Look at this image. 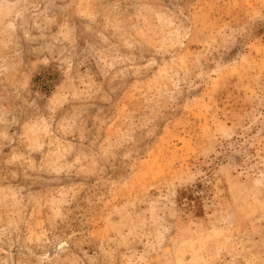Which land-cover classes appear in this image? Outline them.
Returning <instances> with one entry per match:
<instances>
[{"label": "rangeland", "instance_id": "rangeland-1", "mask_svg": "<svg viewBox=\"0 0 264 264\" xmlns=\"http://www.w3.org/2000/svg\"><path fill=\"white\" fill-rule=\"evenodd\" d=\"M0 264H264V0H0Z\"/></svg>", "mask_w": 264, "mask_h": 264}, {"label": "trees", "instance_id": "trees-1", "mask_svg": "<svg viewBox=\"0 0 264 264\" xmlns=\"http://www.w3.org/2000/svg\"><path fill=\"white\" fill-rule=\"evenodd\" d=\"M179 199L181 201L183 200L187 206L193 204L191 207L189 206V210H192L191 212L195 214L197 213L199 198L192 194V190L190 188L182 189L179 193Z\"/></svg>", "mask_w": 264, "mask_h": 264}]
</instances>
